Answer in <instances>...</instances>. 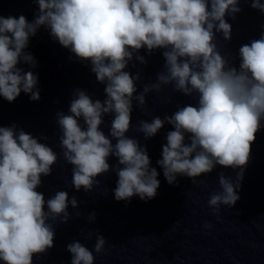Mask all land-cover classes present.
Here are the masks:
<instances>
[{
	"label": "clouds",
	"instance_id": "obj_1",
	"mask_svg": "<svg viewBox=\"0 0 264 264\" xmlns=\"http://www.w3.org/2000/svg\"><path fill=\"white\" fill-rule=\"evenodd\" d=\"M39 6L32 22L24 15L0 16V96L13 102L21 94L38 101V77L18 67L36 66L26 52L30 37L44 26L61 46L82 61H90L91 71L105 84L106 99H93L76 89L69 114L57 113L64 160L73 166L72 185L88 193L110 170L114 156L118 176L114 189L117 201L133 196L150 200L160 186L159 173L151 167L146 147L126 133L131 127L133 100L143 112L146 94L160 93L162 86L186 96L196 94L198 106L177 108L172 115L138 121L136 132L145 139L155 136L165 123L172 125L157 164L172 185L178 176L196 184L202 174L219 165L240 168L236 182L219 174L221 191L213 193L208 206L219 216L221 206L233 207L240 199L237 189L243 169L249 162L251 145L264 121V35L239 49V68L221 55L215 33L231 40L232 26L225 16L240 12L239 0H34ZM210 6V7H209ZM251 6L264 12V3L251 0ZM142 48L151 54L163 49L164 71L156 82L146 84L139 95L136 81L126 67ZM146 63L143 56H136ZM105 114L113 115L112 140L100 129ZM83 118L85 127L79 123ZM186 136L188 143H185ZM46 139V138H45ZM57 153L37 138L11 127L0 126V261L4 264H32L33 255L53 247L54 229L49 221L67 223L69 203L78 207L76 197L69 201L66 191H57L47 201L36 189L41 176L51 174ZM122 166V167H121ZM45 204L47 211L44 210ZM77 217L81 213H76ZM95 213L88 217L95 220ZM205 229H211L205 223ZM91 238V234H89ZM106 239L96 236L94 251L102 253ZM71 264H94L91 250L79 241L67 245Z\"/></svg>",
	"mask_w": 264,
	"mask_h": 264
}]
</instances>
